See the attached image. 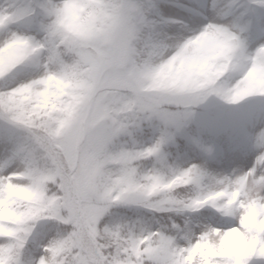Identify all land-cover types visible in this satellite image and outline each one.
I'll list each match as a JSON object with an SVG mask.
<instances>
[{
  "label": "clouds",
  "instance_id": "clouds-1",
  "mask_svg": "<svg viewBox=\"0 0 264 264\" xmlns=\"http://www.w3.org/2000/svg\"><path fill=\"white\" fill-rule=\"evenodd\" d=\"M0 264H264V0H0Z\"/></svg>",
  "mask_w": 264,
  "mask_h": 264
}]
</instances>
